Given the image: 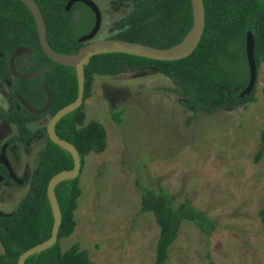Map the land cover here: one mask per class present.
I'll return each mask as SVG.
<instances>
[{
    "label": "rangeland",
    "instance_id": "374dc122",
    "mask_svg": "<svg viewBox=\"0 0 264 264\" xmlns=\"http://www.w3.org/2000/svg\"><path fill=\"white\" fill-rule=\"evenodd\" d=\"M93 1L101 13L95 37H108L131 2ZM91 19L84 7L73 8L72 22L80 31L90 28ZM263 87L261 62L254 101L208 113L186 108L178 88L157 71L95 75L84 101L85 119L103 126L106 143L84 157L76 223L60 240L62 249L76 242L92 264H153L158 226L150 212L139 211L140 187H162L174 207L190 202L214 222L208 235L192 222H180L165 264H207L206 253L214 264H264L258 216L264 204V144L255 158L264 128ZM7 105L4 91L0 106ZM119 108L123 120L117 124L110 112ZM49 119L45 115L29 124L36 136L28 149L19 144L8 149L25 183L10 188L14 191L0 185V213L12 211L28 189Z\"/></svg>",
    "mask_w": 264,
    "mask_h": 264
},
{
    "label": "trees",
    "instance_id": "16d2710c",
    "mask_svg": "<svg viewBox=\"0 0 264 264\" xmlns=\"http://www.w3.org/2000/svg\"><path fill=\"white\" fill-rule=\"evenodd\" d=\"M42 14L46 28V39L50 48L58 53L70 54L83 46L78 38L88 29L80 31L72 22L75 6H82L92 16V11L82 2H75L65 10L67 0H34ZM117 4L131 0H115ZM204 26L201 37L191 53L175 60H157L141 55L110 51L92 55L83 66L84 88L82 103L60 117L54 129L56 134L73 144L80 158L90 152H100L105 147V130L94 120L86 121L84 101L90 95L95 75H118L125 72L152 70L163 74L178 88L184 97L182 104L193 111L212 112L220 108H233L254 101V88L245 95L240 92L249 76L245 56V35L253 36V57L256 75L264 62V1L263 0H202ZM192 26L190 0H136L131 9L113 24L109 38L141 42L159 48L178 44ZM18 46L32 49L29 55L21 56L28 66L22 72H32L49 66L45 74L33 79L12 78L8 71V57ZM0 82L5 78L28 102L40 107L45 92L39 85L43 81L51 92V101L45 112L49 116L73 101L77 93L75 69L57 63L42 51L36 24L29 8L21 0H0ZM26 62V63H27ZM264 93V87L262 88ZM9 100L19 105L0 113V117L15 124L17 136L10 141H25L32 134L27 122L32 116L18 102L10 90ZM13 110V111H12ZM123 108L112 110L110 116L117 124L122 123ZM43 130V129H40ZM260 146L257 159L263 150L264 128L259 132ZM73 159L64 148L46 136L44 149L37 159L29 181L30 189L16 208L7 215H0V241L4 252L0 253V264H16L19 254L30 246L48 238L53 217L46 196L48 180L56 172L71 169ZM79 175V174H78ZM58 181L54 194L59 206L61 221L55 242L49 247L27 256L24 264H92L87 251L74 242L62 249L60 240L69 236L75 226L74 211L80 195L79 176ZM139 211L150 212L158 226L154 246L153 264H165L171 244L178 234L182 221L195 224L206 235L214 222L205 212L183 202L174 207L171 196L159 187L141 186ZM264 227V204L258 210ZM207 264H214L206 253Z\"/></svg>",
    "mask_w": 264,
    "mask_h": 264
},
{
    "label": "water",
    "instance_id": "95a60500",
    "mask_svg": "<svg viewBox=\"0 0 264 264\" xmlns=\"http://www.w3.org/2000/svg\"><path fill=\"white\" fill-rule=\"evenodd\" d=\"M21 1L29 8V10L31 11L33 15V18L36 24L39 44H40L42 51L45 53V55L57 63L71 66L75 69L77 93H76L75 99L65 104L61 108H59L50 117L46 125V132H47V136L49 140L55 143L56 145L64 148L65 150H67L73 159V167L71 169H63V170L56 172L54 175L50 177V179L48 180L47 186H46V196L48 198V201L51 207L52 217H53V223H52L50 235L48 238L44 239L43 241L37 244H34L30 246L29 248L25 249L24 251H22L17 257L16 264H24L23 261L27 256L37 253L49 247L55 242L56 234H57L58 227L61 221V214H60L59 206H58L55 194H54L53 187L58 181L65 179V178H73L79 174L80 158L78 156V152L76 148L74 147L73 144L60 138L56 134L54 125L60 117H62L69 111L73 110L74 108L78 107L82 103L83 88H84V72H83L84 64L88 62L89 58L92 55L103 53V52H110V51H121V52L141 55V56H145V57H149V58H153L157 60H175V59L185 57L186 55L191 53L192 50L197 45L201 37L202 31H203L204 18H205L203 1L202 0H190L191 6H192V26L190 30L187 32V34L192 31V36L188 44L185 47L181 49L173 50L172 48L175 45L169 48H159V47L144 44L141 42H134V41L124 40V39H119V38H109V37L95 38L99 30L100 24H101V13L96 3L93 0H67L65 4V10H68L74 2H82L92 11L93 16H94V21H93V25L90 28V30L78 38L79 41L84 43L83 46L79 48L78 50H76L74 53L64 54V53L55 52L50 48L47 42V39H46L45 22L43 20L42 14L39 10L37 3L34 0H21ZM132 1H135V0H132ZM253 46H254V40H253L252 33L250 31H247L245 35V56H246L249 76H248L247 84L243 88V90L240 92V95H245V94L250 93L255 85L256 66H255V60L253 57ZM30 52H31V48L28 46H18L11 52L10 57H9L8 68H9L10 73L14 77L19 78V79L37 78L43 75L45 71L49 68L48 66H45V67H42L32 72L18 71L15 67L14 59L19 55L29 54ZM60 55H75L76 59L72 61L69 59L62 58ZM0 56H2V52H0ZM42 88L44 89L46 93V101H45V104L40 108H36L32 106L17 92L15 93V95L17 99L19 100L20 104L28 112H31L34 114H40L47 108L50 102V98H51V93L49 92L45 84H42ZM1 126L8 127L6 122H2ZM0 161L6 165L9 171V176L12 177L13 179H17L14 176V173L12 169L9 167L8 162L6 161L4 156H2ZM3 252H4V248L0 241V253H3Z\"/></svg>",
    "mask_w": 264,
    "mask_h": 264
},
{
    "label": "flooded vegetation",
    "instance_id": "af4514ba",
    "mask_svg": "<svg viewBox=\"0 0 264 264\" xmlns=\"http://www.w3.org/2000/svg\"><path fill=\"white\" fill-rule=\"evenodd\" d=\"M136 1V0H135ZM124 2H127V1H124ZM124 2H122V3H124ZM129 2H133L132 0L131 1H129ZM75 3V2H74ZM120 4V3H119ZM73 5V4H72ZM71 5V6H72ZM92 27V26H91ZM90 27V28H91ZM90 28L88 29V31L90 30ZM87 31V32H88ZM86 32V33H87ZM96 38V37H95ZM84 44V43H83ZM31 52H32V49H31ZM30 52V53H31ZM29 53V54H30ZM11 54V53H10ZM29 54H22V55H19V56H17L15 59H14V62H15V67H16V69L18 70V71H20V69L21 68H19L18 67V64L20 63V62H24V63H26L27 61L22 57V58H18V57H21V56H25V55H29ZM2 56H3V53H2ZM2 56H0V57H2ZM9 57H10V55H9ZM9 57H8V62H7V66H8V63H9ZM49 67V66H48ZM48 70V69H47ZM46 70V71H47ZM8 71H9V68H8ZM45 71V72H46ZM20 72H22V71H20ZM9 74L11 75V77L12 78H16V77H14L11 73H10V71H9ZM45 74V73H44ZM43 74V75H44ZM43 75H41V76H43ZM41 76H39V77H41ZM38 78V77H37ZM19 79V78H18ZM33 79V78H32ZM42 84H45L43 81H40L39 82V85L41 86V88H42ZM46 86V85H45ZM47 87V86H46ZM43 89V88H42ZM48 89V88H47ZM10 90H12V93L15 95V93L17 92L18 93V91L15 89V87L12 85V82H11V80H9V79H7V78H5V80H4V82H0V93H4V91H5V96H6V102H7V106L6 107H2V106H0V113H6V112H8V111H10L11 109H12V106L14 105V108H15V110H18L19 109V105L18 104H16V103H14V102H11L10 100H9V97H10ZM49 90V89H48ZM43 91H44V89H43ZM45 92V91H44ZM50 92V91H49ZM51 93V92H50ZM19 94V93H18ZM20 95V94H19ZM22 96V95H21ZM15 97H16V95H15ZM23 97V96H22ZM52 97V96H51ZM24 98V97H23ZM16 99H17V97H16ZM25 99V98H24ZM18 100V99H17ZM26 100V99H25ZM27 101V100H26ZM45 101H46V93H45V100H44V102H43V104L40 106V107H42L44 104H45ZM50 101H51V98H50ZM18 102H19V100H18ZM28 102V101H27ZM30 103V102H29ZM19 104H20V102H19ZM31 104V103H30ZM49 104H50V102H49ZM49 104H48V106H49ZM21 105V104H20ZM32 105V104H31ZM22 106V105H21ZM33 106V105H32ZM48 106H47V108H48ZM23 107V106H22ZM35 107V106H34ZM40 107H36V108H40ZM24 108V107H23ZM47 108L42 112V113H40V114H34V113H31V112H29V113H31L32 114V116H29V120H28V122H27V126L31 129V127H30V123H32L34 120H36L37 118H41V117H44L45 115H48V114H46L45 112L47 111ZM25 109V108H24ZM26 110V109H25ZM13 111V110H12ZM27 111V110H26ZM53 115V114H52ZM51 115V116H52ZM51 116H49V117H51ZM2 122H6L7 123V125H8V127H2L1 126V123ZM12 125H13V131H12ZM45 130H46V128H45ZM31 131H32V134H31V136L29 137V138H27L25 141H22V140H14V141H10V139L12 138V137H14V136H17V132H16V128H15V124L14 123H12V122H9V121H7L5 118H2V117H0V159L2 158V156H4V158L6 159V161L8 162V165H9V167L12 169V171H13V173H14V176L17 178V179H19V180H17V179H13L12 177H10L9 176V171H8V169H7V167H6V165L3 163V162H1L0 161V185H8V186H6L5 187V189H3L4 191L6 190V189H10V188H13V187H15V186H22V185H24V183H25V179H24V177H25V174H23V175H18L17 174V172H16V169H15V164H14V158L12 157H10V155H9V153H8V149L10 148V147H12V146H15V145H17V144H19V145H23L24 147H28V145L30 144V142L34 139V137L36 136V134H35V132H33V130L31 129ZM40 131H42V130H40ZM46 136H47V132H46ZM48 137V136H47ZM28 149V148H27ZM35 167V166H34ZM34 169V168H33ZM32 169V170H33ZM32 170H31V172H32ZM31 172L29 173V175H28V179H27V183H28V189L26 190V192H25V194L28 192V190L30 189V181H29V176H30V174H31ZM11 190V189H10ZM4 191L2 192V194L4 193ZM11 191H14V190H11ZM1 194V195H2ZM24 194V195H25ZM24 197V196H23ZM22 197V198H23ZM22 198L20 199V201L22 200ZM19 201V202H20ZM18 202V203H19ZM17 206V205H16ZM16 208V207H15ZM14 208V209H15ZM13 209V210H14ZM12 210V211H13ZM12 211H10V212H5V213H0V215H7V214H9V213H11Z\"/></svg>",
    "mask_w": 264,
    "mask_h": 264
},
{
    "label": "bare ground",
    "instance_id": "6f19581e",
    "mask_svg": "<svg viewBox=\"0 0 264 264\" xmlns=\"http://www.w3.org/2000/svg\"><path fill=\"white\" fill-rule=\"evenodd\" d=\"M191 36H192V31L189 32V33L184 37V39H183L180 43H178L177 45H175L172 49H173V50H176V49H181V48L185 47V46L188 44V42H189ZM60 56H61L62 58L69 59V60H72V61L76 59V56H75V55H60Z\"/></svg>",
    "mask_w": 264,
    "mask_h": 264
}]
</instances>
